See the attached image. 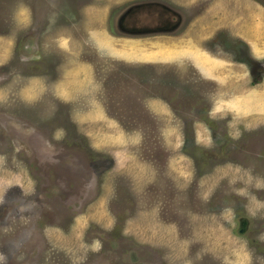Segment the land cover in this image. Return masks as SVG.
<instances>
[{"label": "rangeland", "instance_id": "obj_1", "mask_svg": "<svg viewBox=\"0 0 264 264\" xmlns=\"http://www.w3.org/2000/svg\"><path fill=\"white\" fill-rule=\"evenodd\" d=\"M68 1L0 0V264H264V115L244 107L264 61L228 34L234 1L185 3L194 56L157 58L118 21L137 7L125 27L157 31L175 0L109 6L95 34ZM213 59L246 78L219 83Z\"/></svg>", "mask_w": 264, "mask_h": 264}, {"label": "crops", "instance_id": "obj_2", "mask_svg": "<svg viewBox=\"0 0 264 264\" xmlns=\"http://www.w3.org/2000/svg\"><path fill=\"white\" fill-rule=\"evenodd\" d=\"M69 1L71 2L72 0H69ZM131 1L132 0H87V1L81 0V3L79 4L82 5L86 3L82 10V15H83V18L85 19L84 27H85L86 32L91 33V34L92 33L95 34L98 32L99 33L106 32V21L108 18L109 6H112L114 4L125 5ZM142 1L149 2V0H141V2ZM233 1L234 3L230 4L232 5L233 11H229L228 13L226 11H223L224 12L223 16L225 18H223L222 21H226V20H228L229 22L232 21V24H233V28L226 27L229 30L228 34L232 38H236V40H240L242 42H244L243 40H245L246 43L245 42L244 43L247 46H249L248 48L249 50H251L250 52L254 55L253 57L256 62H258L261 59L264 61V8L259 3L258 5H253L254 3L246 2V5H244L245 7L241 9V8H238L237 6L239 4H242L241 1H244V0H233ZM160 2H161L160 0H157V3H160ZM6 3H8V1ZM185 3L192 4V1L191 0H175L176 8L180 7L181 9H185V11H184V15H182V19L184 20L183 26H181L175 31L173 41H168L167 39H163V37L161 36L146 37V40L143 41L142 38H139L140 36H126V35L117 36L115 34L114 35L122 40L121 47L123 48L129 47L131 50L138 51V54L146 55V58H151L152 56L154 58L164 56L165 53H171V50L175 48H179L178 50L180 52H184L183 50L185 49L186 52L192 53L194 48H183V44H182L183 39L182 37H180V35H182L188 30V28L191 26L193 22L192 20L195 19L193 17L190 18L187 9L194 8L195 6L198 5V3H196L197 5L195 4L193 6L185 5ZM99 5H102V6H99ZM237 8L240 11H238ZM257 9H258V14L255 13ZM234 10H236V12L234 15H232ZM248 11H249V15H247ZM24 14H28V13H24ZM200 14H202L201 11L199 12V15ZM22 15L23 14H19L18 17ZM82 15L80 14V9H79L78 11L79 18ZM241 15H243V17H241ZM218 24H219L218 22L210 21L209 23L208 22L206 23L205 28H212L213 26L217 27ZM197 27L203 28L204 23L203 22L199 23ZM219 28H222V27H219ZM209 31H210V34H212L211 33L212 31L211 30ZM231 37L229 39V43L230 41L233 42V40H235V39H232ZM8 46L9 45L6 43L5 47L7 48ZM32 49H34L33 44L29 47V49H27V51H25V54L30 52ZM186 49H188L189 51ZM227 50H231V49L227 48ZM192 54L194 56V53ZM4 57L5 55H3L2 59ZM211 65H212V68L217 69V75L220 80L219 83H223L225 79L230 81V79L232 78L235 79V82H239L237 81L239 79L241 82V79L246 78V75L244 73L245 71L242 72L239 69H237L238 67L243 68L237 63L230 64L226 62L225 60L224 62L223 60H214V63ZM220 70H222L223 80H221L220 75H219ZM263 77L264 75L262 76V78ZM68 86L69 88H71V86L75 88V84L73 83L72 78L70 79ZM65 87L66 89L68 88L67 85ZM259 87L261 88V85L258 86V91L246 90L245 92L246 101L244 103V107L250 110H253L256 108L258 110V114L264 115V84H263V88H261L262 90ZM57 89H61L64 92L63 86H61V88L59 86ZM108 125L109 127L114 126L111 124H108ZM118 133L120 134V137H121L120 131L116 132V134Z\"/></svg>", "mask_w": 264, "mask_h": 264}, {"label": "water", "instance_id": "obj_3", "mask_svg": "<svg viewBox=\"0 0 264 264\" xmlns=\"http://www.w3.org/2000/svg\"><path fill=\"white\" fill-rule=\"evenodd\" d=\"M134 3H147V2H134ZM158 4V3H157ZM137 8V7H134ZM129 9L118 21V29L121 31V34H124L126 36H141V35H147V34H157V33H161L163 35H169L174 33L180 26H183V19H182V15H180L178 12L174 11V13H172L170 11V17L164 15V13L160 12L159 13V17H160V27L157 28V31H153L151 32L150 29H148L149 27H143V28H137L135 27V24H133L131 27H125L124 21L125 19H132V22L136 21L135 17L132 15L131 13L133 11V9ZM166 8V7H165ZM155 10V9H154ZM151 12V10L147 11L146 13H148V18H150L149 13ZM174 14V15H172ZM135 15V14H134ZM128 17V18H127ZM176 18L175 21H171V18ZM122 35V36H124Z\"/></svg>", "mask_w": 264, "mask_h": 264}, {"label": "flooded vegetation", "instance_id": "obj_4", "mask_svg": "<svg viewBox=\"0 0 264 264\" xmlns=\"http://www.w3.org/2000/svg\"><path fill=\"white\" fill-rule=\"evenodd\" d=\"M85 1H87V0H85ZM146 13V12H145ZM256 62V61H255ZM239 225H240V227L242 228V229H240V233H242L244 230H246V228H247V226H248V221L246 220V219H241V220H239ZM245 232V231H244Z\"/></svg>", "mask_w": 264, "mask_h": 264}, {"label": "trees", "instance_id": "obj_5", "mask_svg": "<svg viewBox=\"0 0 264 264\" xmlns=\"http://www.w3.org/2000/svg\"><path fill=\"white\" fill-rule=\"evenodd\" d=\"M261 70V68L260 67H258V72Z\"/></svg>", "mask_w": 264, "mask_h": 264}]
</instances>
